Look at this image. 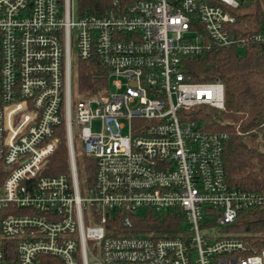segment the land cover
<instances>
[{
	"label": "built area",
	"instance_id": "built-area-1",
	"mask_svg": "<svg viewBox=\"0 0 264 264\" xmlns=\"http://www.w3.org/2000/svg\"><path fill=\"white\" fill-rule=\"evenodd\" d=\"M78 1L0 0V264H264V246L227 230L264 192L228 186L226 133L195 117L224 107L223 85L185 68L264 33L234 32L237 0ZM79 60L107 86L79 94ZM63 131L68 172L46 173ZM77 155L94 160L86 195ZM169 212L175 230H142Z\"/></svg>",
	"mask_w": 264,
	"mask_h": 264
},
{
	"label": "trees",
	"instance_id": "trees-1",
	"mask_svg": "<svg viewBox=\"0 0 264 264\" xmlns=\"http://www.w3.org/2000/svg\"><path fill=\"white\" fill-rule=\"evenodd\" d=\"M232 9V29L238 36L264 33V0H237ZM109 0H79L81 12H99ZM185 68L194 81L220 80L224 107L202 106L195 117L209 131L226 133L222 159L229 187L264 192V42H248L244 48L221 46L186 59ZM107 69L95 60H79L75 66V90L95 94L107 86ZM93 172L94 160L84 158ZM49 174L68 172L64 131L45 170ZM79 172V171H78ZM159 219V218H157ZM148 217L141 225L172 232L182 219L169 212L165 221ZM146 224V225H144ZM143 228V227H142ZM227 230L243 236L256 247L264 246V205L240 210Z\"/></svg>",
	"mask_w": 264,
	"mask_h": 264
},
{
	"label": "rangeland",
	"instance_id": "rangeland-1",
	"mask_svg": "<svg viewBox=\"0 0 264 264\" xmlns=\"http://www.w3.org/2000/svg\"><path fill=\"white\" fill-rule=\"evenodd\" d=\"M74 10H75V8H74ZM74 74H73V81H74ZM73 97V99H76L77 98V93H76V91H74L73 92V95H72ZM75 150L78 152V151H84L83 150V148H82V146H80V145H76V147H75ZM84 157L82 156V155H77V159H78V161H79V165H84V167H82L81 169H80V171H79V173H78V175H79V178H80V185H81V194L82 195H86L87 194V191H88V187H89V182H88V180H87V176H88V174H87V171L91 168V166L90 165H88L85 161H84V159H83ZM90 180H91V178H89ZM142 227H144V226H142ZM142 230H145V229H143L142 228ZM147 230V229H146ZM146 232V231H145Z\"/></svg>",
	"mask_w": 264,
	"mask_h": 264
}]
</instances>
